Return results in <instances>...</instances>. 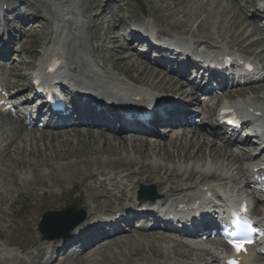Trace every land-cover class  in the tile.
<instances>
[{"label":"rangeland","instance_id":"obj_1","mask_svg":"<svg viewBox=\"0 0 264 264\" xmlns=\"http://www.w3.org/2000/svg\"><path fill=\"white\" fill-rule=\"evenodd\" d=\"M84 1L90 4L89 0ZM245 1L248 2L249 0ZM128 3L133 7L136 16L140 15L139 10L142 11L143 9L145 13L150 14L157 20L154 14V8L160 7L162 13L167 15L166 25L168 23L172 24L170 22H175L179 25L189 24L193 32L195 29L190 22H195L198 24V29L202 33L199 34L200 38H217V36H223L225 41L230 42V44L236 46L239 50L245 48L244 44L246 45V42H242L240 37H238V33L234 31L235 27L233 28L230 23H227V25H224L228 27L222 29L218 23L214 22L218 19V21L227 19L225 15H235L237 13L236 3H233L234 5L230 4L229 6H225V0H198V2H192L190 0H141L139 6L135 4L134 0H128ZM108 10L107 6H103L101 10L96 9L95 13H106ZM219 12L223 13L220 15ZM30 27V35L33 36L28 37L26 35L22 41L25 42L27 47H33L37 51L31 53L29 49H24L23 52H16L14 56L16 60L13 63L19 68V73L20 70L22 72L23 68L27 66L33 68L37 65L40 58L38 50L42 42L46 39L42 28H36L35 25ZM107 43L109 45L114 44L109 38L107 39ZM121 43H124L123 37ZM114 53L112 52L111 54L113 55ZM108 60L109 63L113 62L112 64L117 66L121 73L132 77L136 81L138 80L137 82H142L143 85L154 88L162 87V84L158 82V78L152 75H139L143 66L136 67L135 63L131 62V60L117 63L115 56L113 58L111 55H109ZM136 64L138 65L137 61ZM145 72L147 73V71ZM6 76L5 74L3 79ZM14 79H16L15 74L11 77V81ZM0 125V264H40L39 259L32 256V254H28V252H32L33 255L36 253L34 248H31L34 238L42 241L36 230V226L43 212L61 210L68 204H75L78 208L91 211L90 206L100 205V201L102 203V197L97 195V192H93L87 188L90 185L89 181L86 180L84 182L83 180L80 183L81 176L82 179L85 178L84 172L83 174L69 169L67 171L63 168L64 166L76 163H89L92 164L89 166L91 167L90 171H92L96 167H102L101 165L105 163L110 165L111 162H118V159L121 158L133 160L132 162L145 160V162L147 161L146 163L155 158V154H152L150 150L147 151L143 147L139 153L135 148H131L130 145H128L129 149L122 150L119 155L100 151L104 146L116 147L117 145H115L113 139H111L113 144L110 146L109 144L105 145L107 140L102 141L103 139H99V137H97L95 143H85L82 141V138V142L72 141L66 136L65 138H60V140L64 138L61 142H56V140L52 141L51 139L54 135L48 134L38 140H33L30 136L31 134L28 135L25 133L24 138L19 139L18 134L13 135L10 133L11 129H8L7 122L0 119ZM62 129L64 128L60 130ZM4 137L13 139V143H7L9 146L8 149L12 153L10 151H2V147L6 145ZM163 141L157 143L158 145H156L155 151L157 155L168 160V163L180 157L182 159L190 158V154H187L189 151L186 147L182 149L179 141L176 144L178 147L168 148V151L163 149V144L164 142L166 145L169 144V140L167 139L168 142L166 139ZM127 144H130V142H127ZM193 146L189 147L188 145V148H192ZM195 148L198 151L203 149V147L199 149L197 145H195ZM81 151L86 153L82 154ZM206 157L209 156L207 155ZM99 199L101 200L99 201ZM137 234L128 235L127 237L121 238V241L118 240L113 244L110 243L97 250L95 253L100 259L95 261H88V259H91L88 253L79 256V258L62 259V261H56L52 264H179V262L181 264H192L195 261L194 255L186 249H181L182 252L178 250L177 253L180 252L181 254H174V256L171 250L164 251L161 247H164L165 244L162 243L161 245L160 242L156 241L157 237L155 239L151 237L147 238L149 242L151 240L153 241L152 249L144 248L138 244L134 245L135 240L133 239L140 238L137 237ZM11 257H15V259H11Z\"/></svg>","mask_w":264,"mask_h":264},{"label":"bare ground","instance_id":"obj_2","mask_svg":"<svg viewBox=\"0 0 264 264\" xmlns=\"http://www.w3.org/2000/svg\"><path fill=\"white\" fill-rule=\"evenodd\" d=\"M51 1H52V5H55V7H57V9L53 10L54 8L52 9L51 5L49 6L47 4H42L39 2V0H35V2L29 3V6H31L35 10L36 14H38V15L39 14H46L48 17L46 19L43 18L44 20H46V23L51 24L52 22L57 21L59 23H62V26H61L62 29L66 30V27L78 26L77 22L73 23L71 21L72 18L76 15L74 8H77V5L79 6L80 9L82 8L83 10L86 11L89 9H94L97 6H99L100 1H102V0H98V1L92 0L90 4H87L86 1H84V0H51ZM190 1L198 2V0H190ZM225 1L228 4L227 5L225 3V6H229L230 4L234 5L233 3L235 0H225ZM11 2H12V0H2L1 5L6 4L7 5V11H14L16 8L12 7ZM123 5H125V7H124L125 10H127L130 13L131 18L134 17L133 7L131 5H128V3L125 0H118V2L113 3L112 9L107 14H105L103 16H96V15L92 16V19L94 21L100 22V21L110 20L111 23H109L105 26H100V24L94 23L91 26H89L88 32L90 34V39H102V40H104V35L106 33H109V35L112 36L113 39L117 38V34H116V32H114V28L119 26V25H128L129 22L132 21V20L127 21L123 18L122 14H121L124 11V9L122 7ZM219 13L221 15V13H223V12H219ZM154 14L156 15L158 23L161 24V27L158 30V32L160 34H167V32H169V33L175 32V33L180 34L183 37L184 41L193 39L192 33H194V32H195V34H202L198 29V24H196L195 22H190L193 25L192 27H194V29H195L193 32L191 30L192 29L191 25H189V24H185V25L168 24V25H166L167 23L165 24V21L167 19V15L162 13V10L160 9V7L154 8ZM21 15L22 14H19L17 16V18H20ZM216 15H218V14H216ZM225 16L227 17V19L220 20V21H218L219 20L218 19L217 20L218 22L217 21H214V22L218 23V25L222 29H225L226 27H228V26L225 27V25H224V24L227 25V23H230L233 28L235 27L234 31L236 33H238V37H240L242 42L243 41L246 42L245 48L242 51H244L245 53L254 54L255 57H258V58L261 55H263L264 45L262 43V38L252 39V37H254L253 36L254 35L253 34L254 29H250L248 27V25H250L251 23L250 22L246 23L248 21V19L244 16L243 9H240V12L238 11V13L235 15H232V16L225 15ZM244 23L246 25H244ZM208 24H210V23H208ZM49 36L52 37L53 35L50 33ZM217 37L220 40H224L223 36H217ZM198 39H202V40H198ZM198 39L195 41H199V46L201 49L213 50V48H215V49H217L214 51V53H216V54L218 52L222 51V49H220L218 46H216V44H214L216 42H214L213 37L198 38ZM59 42L60 41H58V42L56 41L55 44H53V42H51V40H49V42L46 43V45H45V49L43 51L42 58L46 57L47 55L51 56V54H53V53L56 54V56H60L61 58H63V66L61 68V71L58 73V75L60 74V76L62 74H68L67 68L71 64H76L75 67L72 68V70H71L73 72H70L71 74H73V78L72 77L71 78H72V80H74L77 83V86H80L81 88L84 86L89 87L90 85H95L97 88L100 89L101 92L107 93L111 96H120V97L126 98V99L127 98L131 99V97H134L136 95L144 96V95H149V94H151V95L158 94L161 90L170 91V93L175 94V95H184V96L186 95L185 90H184L185 87L182 83L179 82L178 79L171 78L165 72L163 74L161 72L163 70H161V69L155 71L153 68L149 67L147 65L149 63H147L145 61H141V64H143L145 66V68L143 71L140 72L139 75H145V76L152 75L153 77L158 78V82L160 84H162L161 88H154V87L150 86V87H152L150 92L147 90H143L142 88L132 86L129 82H125V81L123 82L122 80H120L116 76L113 77V76L109 75L102 68L101 69L99 68V69L102 70V72L105 75L104 78L107 80L104 83H102V82L99 83L97 74L90 70V65L88 64V62L86 61V58H85V55H86L85 52L81 51L79 54L76 55L79 59V62H77L76 58L72 56V55H75L74 53L69 52L68 57H65L63 55V53H61L62 47L60 45L61 43L59 44ZM58 44L60 46H58ZM79 47L85 48V43L84 42H82L81 44L79 43ZM123 49H126V48L123 47ZM257 49H258V51H255ZM30 50H33V48H30ZM94 50H97V48ZM99 51L108 52L109 49L106 48L105 46H102V48H100ZM212 53H213V51H209L208 55H211ZM115 57H116L117 63L118 62L123 63V62L127 61L128 59H130V58H128V56H124L121 53L116 54ZM109 68L113 69L115 71H119L117 66H115L114 64L110 65ZM145 71H147V73ZM152 76H150V77H152ZM124 78L126 80H131L132 81L131 83L143 85L142 82L139 83V82H137L138 80L136 81L135 79H133L132 77H129L127 75H124ZM250 89L253 90L254 93H256L255 94L256 98H245L246 99V100H244L245 104H240L239 103L240 101H237L233 105L236 106L237 109H239L243 113H246V110H248L249 107L258 110L260 112V115L257 116V120H259L261 123H264V96L262 98L260 95H257V94H259L257 92L260 89L264 90V85L259 86V87H255V88L251 87ZM3 115L4 114L0 113V116H3ZM3 121L5 122V120H3ZM204 128L205 129H203V128L200 129V132H201L200 134H198V131L196 133L194 131H192V136L189 139L186 138L184 133L182 134L181 139H178V138L169 137V135L167 136V134H168V132H167V133H165V135L167 137H169V138H167L169 140V144H167V145L162 139L163 136H165V135H161L160 133H158L156 131L148 132V134L151 135V138H148L145 135H140L141 133H138L137 135H129V137L122 134V135H118L115 138H113V141L115 142V145H117V146L116 147H105L104 146L100 151H103V152L106 151L108 154L110 152L113 155H119L120 152H122V150H127L128 145H130L131 148L132 147H133V149L135 148L136 151H138L139 153L142 151L143 147L147 151L150 150V152H152V154H155V158L153 160H150L151 162H148V163H146L147 161L145 162V160L144 161L138 160V161L132 162L133 160H128L127 158L126 159L121 158V159H118V162H111L110 165H107V163H105L106 165L103 164V165H101L102 167H96L95 170L99 171V174L101 176L105 177L106 179H109V183H106V182H104V179H101V181L98 182L97 186L89 185V187H87V188H89V190H91L93 192H97V195H100L103 199L102 203L100 201L101 199H99L100 205L102 204V206L97 205V204L95 206L94 205L90 206L91 211L88 212V214H87L88 219L91 218L92 215H95V211L109 210V208H111L113 205V199H117V200L121 201V200H124L125 198H127V192L128 191L126 188L129 186L130 183H135L138 180L139 172H140V174L142 173L140 175L141 179H146L144 176H147V180L156 179V180H158V185L160 186V188H164L165 190H169L172 192H178L176 195L177 196L180 195L181 198H176V195H173V196H175L174 199L183 200V201H184V199H187V198L191 197L193 194L198 193L200 191V187H197L196 190L194 191V188L197 185L190 182L193 178L201 177L200 182L202 180L208 181L211 178L223 179L225 174H226V172H224L225 171L224 168H228V167L234 168V166L236 165V161L233 157V152L226 149V148L222 149V148H220V146H217L215 144V140H213L212 137L218 136V134L216 133L217 127L209 128L208 126L204 125ZM207 128L210 129V133H205L208 130ZM10 129H11V131H10L11 134H13V135L18 134L19 139L24 138L23 137L24 136V128L22 127V125H16V126L11 125ZM2 130H4V129H2ZM65 136L69 140H72V141L76 140L78 142L81 141V138H82V141L85 143H87V142L88 143H92V142L95 143V141H96V138L90 132L80 131V130L73 128V127H71V129H66V130H62V131L57 132L56 135L54 137H52L51 139H52V141L56 140V142H61V140H63L65 138ZM12 137H14V136H12ZM61 137H64V138L60 140ZM99 137L101 139H103L102 141L107 140L105 145L109 144V146H110L111 144H113V142H111L110 137H104L103 134H100ZM33 138L38 139L35 135H33ZM4 140H5L6 145H4L2 147V151L8 152V151H10V149H8L9 146L7 145V143L8 142L13 143L14 141H13V139H10V137H4ZM161 141L164 142L163 149L165 151H168L167 150L168 148H175V146H177L176 144L179 141L180 146H182V149H184V147H186L187 150L189 151V153H187V154L188 155L190 154V158L182 159V157H180L179 159H175V160L168 163L167 162L168 160H165L164 157H160L159 155H157V153L155 151L156 145H158L157 143L161 142ZM127 142H130V144H127ZM188 145H189V147L193 146V145L194 146L192 148H188ZM195 145L199 146V149L202 147H203V149L198 151L197 148H195ZM194 150H195V152H194ZM133 151H135V150H133ZM205 151L207 152V155L209 157H206L207 155H206ZM85 153L86 152H82V154H85ZM14 154H15V151H14ZM180 155L182 156V154H180ZM125 156H123V157H125ZM164 163L166 165H163ZM91 165L92 164H89V163H87V164H83V163L77 164L76 163V164H68V165L64 166L63 168L66 170L69 169V170H73V171H78L80 173L84 172L85 173V174L83 173L84 177H85L84 179L91 178V180L93 182H96V181H98L97 177L89 172V170L91 168L89 166H91ZM235 168H238L240 170V168L237 166ZM148 171H150V172L156 171L157 175L156 176L150 175V174L144 175V172H148ZM118 175H121V177L118 178L117 177ZM197 175L199 177H197ZM202 185H200V186H202ZM88 192H90V191H88ZM85 225H86V223L82 224L80 227H78V229H76V231L70 232L69 233L70 235L68 234L66 237L61 238L59 240L40 243L37 239L34 238V241L32 242V244L37 247L38 256L40 257V259L43 260V257L45 255H47V252H49L48 248H51L53 250L59 249V247L62 246L61 245L62 242H66V241H68V239L75 236L76 232L81 227H83ZM137 237H140V238H137V239L134 238L133 239V240H135L134 245L138 244L144 248L146 247V248L152 249L151 247L153 245L152 244L153 241L151 240V242H149L147 240V238L151 237L150 235L144 234L142 237V233H140V234H137ZM164 238H166V236H164ZM185 242L186 243H179V244L175 243L174 246H176V247L173 249L166 248V247L163 249H164V251H170L171 250L173 256H174V254H181L180 252L177 253L178 250L181 251V249H182L179 246H182V247L187 246V247H192L193 249H195L194 242L192 240H188ZM130 243H131V241H130ZM154 243H155V241H154ZM125 245H127V244H125ZM196 245H198V244H196ZM199 247L202 250H204L203 247H201V246H199ZM130 248H131V246H130ZM174 249H176V250H174ZM135 250H137V249H135ZM205 253L210 255V253L208 251ZM211 257L213 258L211 262L216 261L214 255L211 254ZM11 259H15V257H11ZM52 260H53L52 256L50 255L45 259V263L42 261V264L49 263ZM105 260H107V259H105ZM247 261H249V258H247ZM5 262H6V260H5ZM101 263H103V262H101ZM205 264H207V263H205Z\"/></svg>","mask_w":264,"mask_h":264},{"label":"water","instance_id":"obj_3","mask_svg":"<svg viewBox=\"0 0 264 264\" xmlns=\"http://www.w3.org/2000/svg\"><path fill=\"white\" fill-rule=\"evenodd\" d=\"M81 213L75 212L70 207L62 212L47 213L44 215L39 229L43 233L44 238L54 239L61 237L81 221Z\"/></svg>","mask_w":264,"mask_h":264},{"label":"snow or ice","instance_id":"obj_4","mask_svg":"<svg viewBox=\"0 0 264 264\" xmlns=\"http://www.w3.org/2000/svg\"><path fill=\"white\" fill-rule=\"evenodd\" d=\"M230 243L233 245L235 250L237 252H240L242 250H245L244 246L246 243H251V241H245V240H232ZM228 264H238V261L230 260Z\"/></svg>","mask_w":264,"mask_h":264}]
</instances>
